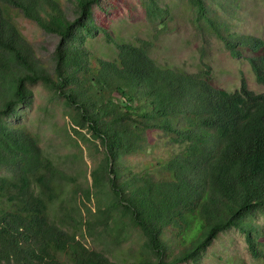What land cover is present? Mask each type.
Instances as JSON below:
<instances>
[{
  "label": "trees",
  "instance_id": "16d2710c",
  "mask_svg": "<svg viewBox=\"0 0 264 264\" xmlns=\"http://www.w3.org/2000/svg\"><path fill=\"white\" fill-rule=\"evenodd\" d=\"M69 1L74 18L61 0H0V264H200L230 227L264 257L253 220L264 211V92L243 77L227 91L207 71L161 66L142 39L99 56L87 42L102 29L110 42L105 26L120 7ZM228 2L237 5L188 0L191 21L264 85V40L233 29L240 7ZM7 7L59 37L52 72ZM143 11L151 23L171 19L157 0ZM37 83L62 101L66 144L95 161L90 179L8 121Z\"/></svg>",
  "mask_w": 264,
  "mask_h": 264
},
{
  "label": "rangeland",
  "instance_id": "374dc122",
  "mask_svg": "<svg viewBox=\"0 0 264 264\" xmlns=\"http://www.w3.org/2000/svg\"><path fill=\"white\" fill-rule=\"evenodd\" d=\"M113 7H120L108 16L105 30L111 37L105 38L103 31L87 46L104 58L116 54L117 45L146 40L151 43L150 54L155 61L168 68L185 72L207 71L212 82L227 91L239 88L243 77L247 86L255 92H264V85L256 82L250 64L243 57L230 55L222 42L215 36L197 29L192 21V13L187 8L188 0H157L161 7H169L171 19L167 23H151L147 20L143 7L148 0H113ZM66 14L75 17L74 5L69 0H61ZM240 7L238 17L232 20L233 29L251 33L264 40V0H237ZM11 20L29 41L35 56L46 69L53 71L55 47L58 36L45 32L35 22L25 18L19 10L7 7ZM32 99L29 106L19 105L21 115L9 122H20L34 132L46 153L60 157L66 164L79 169L90 179L89 171L95 161L86 150L66 144L63 103L50 97L42 84L30 86ZM96 159V158H95ZM254 222L264 232V211H256ZM136 235V233L134 234ZM139 239L138 236H135ZM234 258L240 264H264V257L255 258L250 252L243 232L230 227L220 232L219 237L207 248L200 264H222L227 258ZM186 264H193L187 262Z\"/></svg>",
  "mask_w": 264,
  "mask_h": 264
}]
</instances>
